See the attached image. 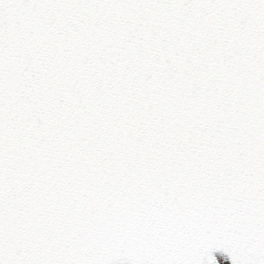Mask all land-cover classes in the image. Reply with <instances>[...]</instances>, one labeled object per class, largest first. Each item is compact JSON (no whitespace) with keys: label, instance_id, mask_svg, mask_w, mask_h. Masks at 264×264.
Instances as JSON below:
<instances>
[{"label":"snow or ice","instance_id":"6c2138e0","mask_svg":"<svg viewBox=\"0 0 264 264\" xmlns=\"http://www.w3.org/2000/svg\"><path fill=\"white\" fill-rule=\"evenodd\" d=\"M0 264H264V0H0Z\"/></svg>","mask_w":264,"mask_h":264}]
</instances>
